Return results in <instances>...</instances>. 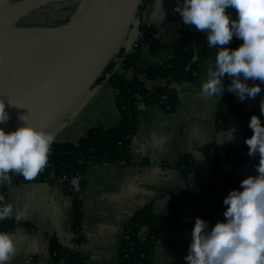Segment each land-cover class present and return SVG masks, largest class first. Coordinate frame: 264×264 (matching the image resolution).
<instances>
[{"label":"crops","instance_id":"1","mask_svg":"<svg viewBox=\"0 0 264 264\" xmlns=\"http://www.w3.org/2000/svg\"><path fill=\"white\" fill-rule=\"evenodd\" d=\"M177 3L178 0H161L160 6L159 0L142 1L141 12L123 43L125 53L134 50L135 39L142 31L163 46L152 53L148 43L142 42L138 69L163 63L171 57L170 44L180 33ZM226 11L233 16L236 14L231 7ZM199 31L207 37L206 30ZM233 39L239 38L234 36ZM208 66V63L203 64L193 81L173 84L178 102L172 112L167 113L156 104L144 106L130 142L128 163H95L85 167L81 203L75 200L65 183L45 180L7 184L5 202L14 205V212L26 208L27 215L21 219L28 222V226L0 229L9 232L16 243V252L7 264H64L51 258L48 247L51 237L63 247L79 246L88 264H117L122 227L135 210L147 203H151L155 214L171 215L175 220L172 227L163 229L156 238L151 264H188L184 257L192 239L196 211L187 202L169 208L171 192L206 185L214 168L235 175L240 184L241 179L256 174L255 165L259 162V153L239 162L227 157V151L237 150L243 143V123L228 108L222 110L219 121L218 104L225 96L224 91L211 97L200 94L201 84L208 78ZM134 73L133 69L122 71L128 78ZM140 79L147 88L164 83L148 80L144 74ZM248 83H261V91L254 98L240 100V112L254 111L264 116L261 113L264 82L249 79ZM115 95L107 79L98 82L91 96L57 130L55 141L75 143L91 128L115 126L119 122ZM233 125L234 138L218 142L219 133L223 136ZM182 154L189 155L193 165L187 176L180 174L175 166ZM231 189L225 191L223 197ZM76 202L81 236L77 244L72 229Z\"/></svg>","mask_w":264,"mask_h":264},{"label":"trees","instance_id":"2","mask_svg":"<svg viewBox=\"0 0 264 264\" xmlns=\"http://www.w3.org/2000/svg\"><path fill=\"white\" fill-rule=\"evenodd\" d=\"M69 1L77 2V0ZM76 7L77 3L66 6L62 10V13L66 15L52 25L65 24L75 14ZM141 9L142 6L138 15ZM177 17L180 33L177 39L170 44L173 52L167 61L149 65L143 70L138 69L137 62L141 55L142 42L148 43L149 51L152 53L157 52L163 46L159 41L143 32L141 39L134 42V50L125 53L124 47H121L98 79L97 83L107 79L115 90V107L119 122L112 127L100 125L91 128L75 143L54 141L49 152L47 166L34 179L27 180L18 173L10 172V184L51 181L54 178L52 177L53 173L55 177L60 175L70 177L76 172H84L83 170L88 165L104 161L110 164L128 163L131 159L130 142L136 132L138 117L144 106L156 104L163 110L168 107L167 113L172 112L178 102L173 84L193 81L200 74L203 64L214 65L215 63L218 46L209 47L206 36L196 30L194 25H184L179 12ZM240 43V39H232L228 46L236 47ZM129 69H133L135 72L131 78L122 74L123 70ZM143 74L148 80H163L164 83L147 88L144 81L140 79V75ZM230 81L231 77L227 75L223 78L222 88L225 96L219 101L217 117L220 121L222 110L228 108L232 115L243 123V143L237 150L226 152L230 160L234 158L236 162H239L250 156L248 145L245 143V138L252 134L248 123L250 116L253 113L260 115L262 122H264V116L254 111H247L245 114L240 112V99L227 89ZM175 166L183 176H187L193 170L191 158L187 154L180 155ZM7 184L9 183L0 184V193L3 195ZM238 187L240 184L235 175H227L214 168L206 185L196 188L187 187L171 192L168 206L175 208L187 202L195 209L196 217L200 216L210 221L211 226L217 220L225 219L223 216L226 207L223 204L224 192L230 188ZM74 210L72 229L76 235L74 242L77 244L81 240L79 235L80 212L77 202L74 204ZM174 221L171 215L155 214L151 203L135 210L122 227V235L118 243L117 264H151L156 238L163 229L172 227ZM21 225L28 226V222L10 217L0 220V229L2 230ZM48 247H50L53 260H61L64 264H88L80 250L59 245L55 237L50 238Z\"/></svg>","mask_w":264,"mask_h":264},{"label":"clouds","instance_id":"3","mask_svg":"<svg viewBox=\"0 0 264 264\" xmlns=\"http://www.w3.org/2000/svg\"><path fill=\"white\" fill-rule=\"evenodd\" d=\"M161 6V0H159ZM229 7L236 10L235 16ZM184 25L206 30L209 47L218 46L214 65L207 68L208 78L201 84V95L211 97L223 93V78L231 77L227 89L240 100L254 98L264 82V0H178L175 8ZM241 43L230 47L233 37ZM9 104H12L9 101ZM264 113V100L261 101ZM22 123L14 130L0 126V184L11 183L10 172L34 179L46 166L55 135L33 126L28 114L19 117ZM9 119L5 102L0 99V125ZM252 134L245 138L248 154L259 153L256 174L241 179L240 187L231 189L223 198V216L214 224L197 216L194 220L188 264H264V122L253 113L249 119ZM223 131V130H222ZM231 126L218 142L234 138ZM26 217L27 209H17L5 202L0 193V220ZM16 252V243L7 231H0V264H7Z\"/></svg>","mask_w":264,"mask_h":264},{"label":"water","instance_id":"4","mask_svg":"<svg viewBox=\"0 0 264 264\" xmlns=\"http://www.w3.org/2000/svg\"><path fill=\"white\" fill-rule=\"evenodd\" d=\"M66 1L0 0V99L9 112L0 126L6 131L25 123L19 117L27 113L30 124L55 135L124 46L143 0H77L65 24H19L44 5Z\"/></svg>","mask_w":264,"mask_h":264},{"label":"rangeland","instance_id":"5","mask_svg":"<svg viewBox=\"0 0 264 264\" xmlns=\"http://www.w3.org/2000/svg\"><path fill=\"white\" fill-rule=\"evenodd\" d=\"M76 3L77 2L74 1H66L62 3L44 5L40 9L36 10V12H33L21 19L19 24L23 26H53L52 24L63 19L66 15L62 13V10L66 8V6Z\"/></svg>","mask_w":264,"mask_h":264},{"label":"built area","instance_id":"6","mask_svg":"<svg viewBox=\"0 0 264 264\" xmlns=\"http://www.w3.org/2000/svg\"><path fill=\"white\" fill-rule=\"evenodd\" d=\"M142 32H140L138 34V36L136 37L135 41L141 39V36H142ZM121 60V58L119 59V61ZM118 66V64H117ZM116 66V67H117ZM168 109V107L165 108V111ZM231 161H235L234 158L231 159ZM102 164H110L108 162H101ZM118 165L120 164H124L123 162H120V163H116ZM47 166V164H46ZM52 177L53 180L52 181H55V182H60V183H65L67 184L70 188H71V191L73 193V196L75 198V200L79 203H81L83 201V196H82V192H83V180H84V172H76L75 174H72L70 177H66L65 175H60L58 177H55L54 173L52 174ZM73 248L75 250H79V246H73Z\"/></svg>","mask_w":264,"mask_h":264}]
</instances>
